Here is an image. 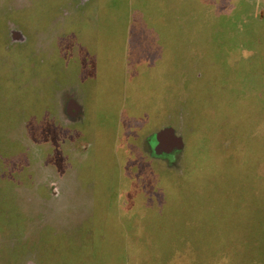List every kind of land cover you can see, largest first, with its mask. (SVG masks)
<instances>
[{"label": "rangeland", "instance_id": "rangeland-1", "mask_svg": "<svg viewBox=\"0 0 264 264\" xmlns=\"http://www.w3.org/2000/svg\"><path fill=\"white\" fill-rule=\"evenodd\" d=\"M83 1L0 0V264H264L204 217L264 195V0L128 42L122 0L108 28Z\"/></svg>", "mask_w": 264, "mask_h": 264}, {"label": "crops", "instance_id": "crops-1", "mask_svg": "<svg viewBox=\"0 0 264 264\" xmlns=\"http://www.w3.org/2000/svg\"><path fill=\"white\" fill-rule=\"evenodd\" d=\"M103 1H105L107 3L106 5H108L109 0H85L83 1L80 8L85 9L86 7H89L92 18L96 17L98 21H104V25L102 26L104 28H108L109 22L113 18L112 15L110 14L111 11L108 10V6L105 7V5H103ZM129 3L130 0H122V4L118 3L121 5L119 12L126 11L127 16L125 15L122 16L121 18H114L115 20L118 19L124 20L121 24V28H123V34L125 33L124 35L127 37L126 38L127 42L129 40V35H131V27L133 26V24L135 25L136 22L135 20H142L141 24L138 22L137 26L139 28H141L142 26L146 28L148 26L146 25V21H148L150 27H152L150 30L151 36L153 34L161 35V36H171L172 34H174L175 31H171L170 27L173 22L175 23V21H177V16H178L177 6L179 5L178 4L179 0H144V3L140 2L137 5V9L134 10V13L137 15V17L132 18L133 20H131L129 15L130 14ZM99 33L107 37L106 32L102 33V31L100 30V32H98L97 34L100 35ZM127 42L124 45L125 50H127V47H129V43ZM152 47H153L152 45L149 47L150 50ZM158 47H159V52L161 53L165 52L166 50L168 51L167 48L165 49L166 46L164 47L163 45H159ZM159 59L163 62V56L159 57ZM45 226H46L45 222L37 223L36 231H35L37 235L36 238H38L39 229H44ZM27 263L32 264L30 261H27Z\"/></svg>", "mask_w": 264, "mask_h": 264}, {"label": "trees", "instance_id": "trees-1", "mask_svg": "<svg viewBox=\"0 0 264 264\" xmlns=\"http://www.w3.org/2000/svg\"><path fill=\"white\" fill-rule=\"evenodd\" d=\"M251 25L252 24L249 21H246L243 25L244 26L243 28H246V26H251ZM234 26L235 24H233V27ZM244 72L247 77L249 72L248 73L246 71ZM230 91L231 92L235 91L234 87H232ZM230 91H229V95L225 97L230 98L232 96ZM233 99H235V97H233ZM234 102L235 100H233L231 104L234 105ZM236 106L238 107V104ZM196 126L199 127L198 123ZM201 140H204V137ZM210 200L213 201L214 202L213 204L215 205V202L217 201V199H215L214 197H211ZM224 202H225V205L221 203L224 205L223 206L224 209L220 210V211H223V213H221V216H219L220 211L218 212V210L215 211L216 213L214 212V214H212L213 212L212 209H210L209 212L205 213L204 217H206L207 222H209L210 224L214 226L213 229L222 228L224 229L225 232H227L226 230H228V232L229 231L237 232L239 236H236L235 238L240 237L238 240L239 241L241 240V242H243L242 238L247 237L246 238L247 241L242 243V245L244 246L243 251H253L255 253V256L264 254V242H263L264 225L261 224V222L264 221V195L263 197H260V198L258 197L257 203L256 205H254L253 208H249L248 210H246L244 208L237 207V209L235 210L236 212L234 215H232V217H231L230 212L228 213L229 215L225 213L227 211V209L225 208L229 207V199L228 198L225 199ZM199 205H200V202L198 201V199H196L193 202L194 212L196 211L197 213L200 212V210L197 209L198 207H200ZM201 213L203 212L201 211ZM223 218H229L228 223H227V219L224 220Z\"/></svg>", "mask_w": 264, "mask_h": 264}]
</instances>
